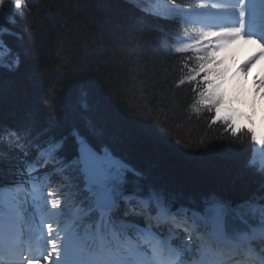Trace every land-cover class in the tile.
<instances>
[{"label":"snow or ice","instance_id":"snow-or-ice-1","mask_svg":"<svg viewBox=\"0 0 264 264\" xmlns=\"http://www.w3.org/2000/svg\"><path fill=\"white\" fill-rule=\"evenodd\" d=\"M29 11L30 0H0V36L15 16ZM172 11L183 13L172 18L184 26L183 35L174 38L175 45L160 46L182 57L176 87L191 89L187 110L208 114L210 126H221L233 142L246 132L253 151L264 153V131L258 133L252 116L233 105L221 70L241 42L260 46L242 72L264 58V0H198L188 9L173 0ZM6 52L11 49L0 39V65L17 71L22 57L4 65ZM255 83L258 92L264 89V79ZM92 86L81 85L82 94ZM156 128L149 134L166 142L171 133L158 117ZM105 135L94 121L74 129L78 155L69 162L54 122L43 126L32 116L19 126L0 121V190L16 193L0 199V264H264V163L247 162L261 182L257 192L235 205L214 193L203 201V212L174 209L172 193L139 182L142 169L118 158L114 149L100 153L95 141ZM13 153L22 157L21 175L6 181L4 164ZM70 170L78 173L75 179ZM56 177L62 187L45 195Z\"/></svg>","mask_w":264,"mask_h":264},{"label":"trees","instance_id":"trees-1","mask_svg":"<svg viewBox=\"0 0 264 264\" xmlns=\"http://www.w3.org/2000/svg\"><path fill=\"white\" fill-rule=\"evenodd\" d=\"M147 5L148 0H30V11L16 16L7 25L13 33L4 34L11 48L5 65L17 55L22 62L17 71L0 67V121L15 126L32 116L43 126L54 122L69 162L77 149L73 130L94 121L106 130L95 141L99 149H114L142 169V185L173 191L175 200L202 210L214 193L235 205L261 182L247 166L249 137L233 142L203 114H190L191 90L176 87V59L160 46L171 44L174 22ZM83 84L93 85L86 96ZM157 117L171 133L166 142L148 132L159 131ZM21 158L13 153L4 164L6 181L20 178ZM78 183L82 189V178Z\"/></svg>","mask_w":264,"mask_h":264},{"label":"rangeland","instance_id":"rangeland-1","mask_svg":"<svg viewBox=\"0 0 264 264\" xmlns=\"http://www.w3.org/2000/svg\"><path fill=\"white\" fill-rule=\"evenodd\" d=\"M116 7V6H115ZM118 8V7H117ZM248 45H242V44H238L236 45L230 52V56H229V62H231L233 65H239L240 68L242 65H244L245 63H247L249 60H251L253 57L255 56H251L249 51H252L253 49H249V46H251L252 44L247 43ZM256 50H259L258 47H255ZM247 49H249V51H247ZM245 50V51H244ZM247 58V60H245ZM245 60V61H244ZM258 60L259 64L257 67H262L264 69V59H256ZM255 60V61H256ZM257 68L256 70L254 69L253 71L248 70L247 74L244 73V75H252L255 72H257ZM256 128H259V124H257L255 122L254 125Z\"/></svg>","mask_w":264,"mask_h":264},{"label":"bare ground","instance_id":"bare-ground-1","mask_svg":"<svg viewBox=\"0 0 264 264\" xmlns=\"http://www.w3.org/2000/svg\"><path fill=\"white\" fill-rule=\"evenodd\" d=\"M249 44H253V43H251V42H248ZM239 44H242V45H248L247 43H244V42H241V43H239ZM260 50V49H259ZM245 51V50H244Z\"/></svg>","mask_w":264,"mask_h":264}]
</instances>
